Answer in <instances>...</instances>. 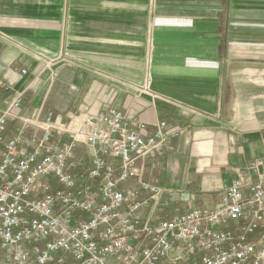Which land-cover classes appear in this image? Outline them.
Wrapping results in <instances>:
<instances>
[{
  "label": "crops",
  "instance_id": "crops-1",
  "mask_svg": "<svg viewBox=\"0 0 264 264\" xmlns=\"http://www.w3.org/2000/svg\"><path fill=\"white\" fill-rule=\"evenodd\" d=\"M0 82L39 122L112 104L180 130L145 179L169 215L212 207L264 163V0H0Z\"/></svg>",
  "mask_w": 264,
  "mask_h": 264
},
{
  "label": "built area",
  "instance_id": "built-area-1",
  "mask_svg": "<svg viewBox=\"0 0 264 264\" xmlns=\"http://www.w3.org/2000/svg\"><path fill=\"white\" fill-rule=\"evenodd\" d=\"M0 92V264H264L263 162L214 206L169 215L173 192L145 177L180 130L112 104L39 122L24 91Z\"/></svg>",
  "mask_w": 264,
  "mask_h": 264
},
{
  "label": "rangeland",
  "instance_id": "rangeland-1",
  "mask_svg": "<svg viewBox=\"0 0 264 264\" xmlns=\"http://www.w3.org/2000/svg\"><path fill=\"white\" fill-rule=\"evenodd\" d=\"M32 98L31 97H28V99H26V100H23V102H24V105H23V107H24V110H25V112L27 111L28 113H31V112H33V110L35 109H33V107H29L30 106V100H31ZM31 108V109H30ZM72 113L73 114H82L83 113V111H77V112H75V111H72ZM163 189H165V188H163ZM165 190H168V189H165ZM171 192H173L172 190H170ZM174 193V192H173ZM177 194H180V191H178L177 192ZM171 205V209H173L172 211H173V214H176V210H175V205L174 204H170ZM195 207H200L199 205H196ZM177 210H179L178 208H176ZM191 209V208H190ZM172 214V215H173Z\"/></svg>",
  "mask_w": 264,
  "mask_h": 264
}]
</instances>
